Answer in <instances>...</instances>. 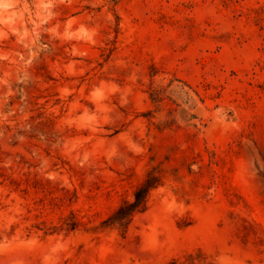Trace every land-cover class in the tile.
Listing matches in <instances>:
<instances>
[{
	"label": "rangeland",
	"instance_id": "rangeland-1",
	"mask_svg": "<svg viewBox=\"0 0 264 264\" xmlns=\"http://www.w3.org/2000/svg\"><path fill=\"white\" fill-rule=\"evenodd\" d=\"M0 264H264V0H0Z\"/></svg>",
	"mask_w": 264,
	"mask_h": 264
},
{
	"label": "trees",
	"instance_id": "trees-1",
	"mask_svg": "<svg viewBox=\"0 0 264 264\" xmlns=\"http://www.w3.org/2000/svg\"><path fill=\"white\" fill-rule=\"evenodd\" d=\"M158 178L149 175L145 181L135 191V199L133 202H125L119 207L114 215L115 221L121 225H127L136 213L146 210L148 197L152 189L157 187Z\"/></svg>",
	"mask_w": 264,
	"mask_h": 264
}]
</instances>
